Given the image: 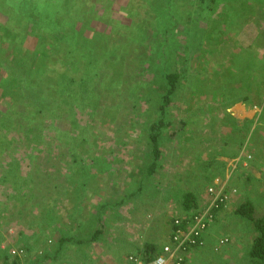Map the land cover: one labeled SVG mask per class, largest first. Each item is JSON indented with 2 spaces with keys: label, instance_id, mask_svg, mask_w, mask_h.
Here are the masks:
<instances>
[{
  "label": "rangeland",
  "instance_id": "obj_1",
  "mask_svg": "<svg viewBox=\"0 0 264 264\" xmlns=\"http://www.w3.org/2000/svg\"><path fill=\"white\" fill-rule=\"evenodd\" d=\"M125 1L88 0V8H95L96 4L99 10L103 6L107 8L104 20H97L91 16L86 18L79 13L77 14L79 20L84 25L87 21L90 28L85 29L84 32L81 31V22L68 27L70 33L77 34V46L83 53V57L80 58L82 62H88L91 59L88 57L90 53L93 54L92 56L98 57V54H102L99 57L105 56L97 62L93 61V72L98 71V77H94L97 86L93 92L91 90L85 96L78 93L81 87L77 84L63 83L65 81L60 78V75L66 65L60 63H63L65 58L63 62L60 61L53 67V70L44 68L43 74L40 73L39 67H34V71L31 69L30 75L34 76L31 79L35 80L36 86L31 89L32 92L28 90L24 94L30 97L33 105L40 107H43L44 103L50 105L49 109L53 117L57 113V111L53 113L54 109L57 110L55 106L62 105V118H57L59 131H49L50 136L44 143L34 135H40L42 131L47 132L38 120L33 123V126L35 129L38 126L41 128L32 132L27 126L21 128L18 125H11L9 131L0 127V134L4 136L0 139V178L5 170L10 169L12 174L22 173L23 176L35 179L36 182L29 184L27 191L30 194V200L22 199V205L17 203V207H28L35 202H40L42 208L47 207L49 202L52 203L55 199L56 190L50 186L58 183L70 189L72 177L78 178L77 169L83 168L86 164L84 162L80 165L73 164L75 155L86 162H89L90 158H96L97 163L94 165L98 169L94 171L96 175L92 177L90 185L96 184L97 181L103 185L110 180L115 188L120 189L123 186L129 189L136 188L142 176L141 172L146 168H143L141 163H138L137 167L135 165L138 161L144 162L140 157H143V152L148 153L151 148L149 138L151 124L160 117L159 108L165 94L163 87L168 86L164 75L168 70L175 72L184 70L186 72H183L179 78L178 87L171 95L172 101L162 116L170 123L162 131L160 143L162 170H157L155 177L145 182V188L140 192V195L144 197L140 199L141 207L146 208L143 206L146 193L148 199L151 192L152 195L158 194L155 188L168 184L172 186V189L163 195L165 197L172 195L178 199L174 204L177 210L171 208L170 212L179 216L182 213L183 192L192 190L196 186L191 183L192 180L195 184L199 183L202 188L201 195L199 194L201 200L210 184L215 183L217 178L223 179L228 192L227 206L218 209L214 223L212 221V224L209 223L207 226L206 232L212 235L208 236L207 244L205 242L207 246L200 251L202 252L200 256H196V260L199 264H263L249 256L255 237L252 225L247 220L236 217L234 210L248 197L256 205L258 215L264 214V104L261 105L264 102V63L262 61L264 60V0H221L222 5L219 8L220 4L217 6L216 14L210 19L208 15H205L207 19L192 17L190 13L179 15L172 9L171 12L178 17V20L181 19L172 30H170V23L167 22L169 25L165 27L167 32L165 35L169 38V43L165 45L169 46V50L166 55L157 56L155 53L157 51L149 47L142 60L152 62L153 68L151 67L150 73L146 75L147 87L146 82L143 85L144 89H150V92L140 99L132 95V87L139 76L137 72L144 69L140 70L143 63L134 59L133 53L138 51L137 37L141 32L144 33L147 30L151 34L155 32L152 22L157 15L152 10L153 0H127L126 3ZM24 2L25 0H8L6 3V0H0L2 11H0V85L4 84L0 87V111L15 109L12 95L15 100L20 101V105L26 103L20 100L18 93H20L19 87H22L30 78L29 72L16 68L13 62L22 61L29 52L41 51L50 54L53 50L61 51L60 47H55L58 44L54 38L47 36L48 31L45 27L35 29L32 27L34 26L32 22L25 23L27 28L20 29L16 35L12 28L8 29L6 21L9 15L3 13L7 12V5L11 12H14L13 6H21ZM73 16V12H70L69 20ZM171 17L170 15L169 18ZM258 48L260 53L257 51ZM251 50H254V56L249 53ZM255 53L260 55V59L255 58ZM252 57H254L252 60L254 61L252 63H255L254 68L259 63V69L255 68L254 76L258 80L255 81L250 77L249 83L241 79V76H244L245 72L252 75L251 70L241 72L240 79L236 77L235 72L239 70L238 62L248 61ZM143 65L144 68H149ZM109 71L108 77L114 74L119 77L116 79L114 77L103 86L101 82L104 73ZM82 73L84 72L81 70L80 75ZM6 81L9 86L5 84ZM70 93L76 101L67 98ZM245 93L253 97L248 101L253 100L255 105L249 102L250 104L246 105V112L235 113V107L242 103L228 107V102L235 98L236 94L242 96ZM211 104H218L221 109L212 111L209 109ZM225 104L227 110L222 109ZM254 107H259L256 111L261 114L254 115L253 112H248ZM43 117L50 119L44 115ZM22 120L19 118L20 122ZM201 120L204 124L199 127ZM219 120L222 123L225 122L223 126H229V128L237 126L244 129L242 136L247 141L240 139V136H237L239 139L232 138L233 136L227 137ZM16 122L18 119H15ZM29 132L30 135H27L26 133ZM59 132H68L69 137L71 134L78 135L79 138L74 140L75 147L72 141L60 146L61 142L54 137ZM235 132L233 131L232 135H237ZM18 133L22 134V137H17L15 140L14 137L19 136ZM204 135L208 138H204ZM219 136L229 143L224 146L227 153L223 156L221 153L224 151L220 146ZM137 138L141 144V150L135 149ZM252 138L256 143L252 142ZM231 142H237V144L232 146ZM240 144L242 146L239 148ZM77 148L79 152L81 150L80 154L76 151ZM216 160L221 161L216 165L217 168L221 166L224 172L212 173V165ZM108 163L111 164V174L99 173L100 167ZM197 172L199 176H194ZM227 179H229L228 182ZM5 182L0 181V200L3 202L6 200V192L11 190L10 184ZM109 186L111 187L110 183ZM49 188L52 189L50 193L47 191ZM111 189L114 188L109 190ZM109 195L113 194L109 193ZM204 197L206 198V195ZM13 204H15L14 201L10 202V209ZM69 204L70 200L67 198L60 201L59 214H65ZM131 205L132 201L129 203V206ZM149 207L145 211H150V216L153 218V207ZM13 208L11 211L14 212V216L1 228L4 239L0 246L3 245V248L13 246L18 241L24 244L27 234L25 233L24 237L19 233L25 230L30 231L29 228L36 224L31 221L30 210L33 208V213L39 216L42 209L36 206L23 213L18 211L15 213ZM10 212L6 214H12ZM20 216L23 218L21 219ZM7 218L2 219V223ZM13 227L15 233L11 235L9 231ZM221 239L228 241L220 244ZM164 241L160 240L159 245ZM15 247H22L27 252L24 245ZM195 251H197L196 248Z\"/></svg>",
  "mask_w": 264,
  "mask_h": 264
},
{
  "label": "trees",
  "instance_id": "obj_2",
  "mask_svg": "<svg viewBox=\"0 0 264 264\" xmlns=\"http://www.w3.org/2000/svg\"><path fill=\"white\" fill-rule=\"evenodd\" d=\"M87 1L88 0H25L23 5H21L23 6L22 8L21 6H15V7L13 6L12 11L14 12H11V10L8 8V5H7V12H3V13H7L9 15V16L6 15L8 17L7 19L8 21H6L7 25L9 26L8 29L11 30L12 28L14 30L13 32L15 33V35H16V32H20L19 31L20 29L22 30V28H27L26 26L27 23L29 24V22H32V24L34 25L32 27L35 29H40V28L45 27V29H47L48 31L47 36H50L52 39L54 38V41L58 44L55 47H58V48L60 47L61 51L53 50V52H51L50 54L41 52V51L29 52L24 56L22 61L17 60L16 62H13V64L15 63L16 68L24 69L25 71L27 70L29 72L30 78L27 79L26 83H24L22 87H19L20 93H18L19 97H21L20 100L25 101L26 103H24L23 105H20L19 104L20 101L15 100L14 96L10 95L13 98V101H14L13 104L14 106L16 105V107L15 109H10L11 111L9 109L6 111L5 110L0 111L1 113L0 127L1 128L4 127L7 131H9V129L12 127L11 125H18L21 128H23L24 126H27V128L29 127V130H31L30 132H32V131L37 130L38 128L44 127L45 130L47 131L46 133L42 131L40 135L34 134L35 136L38 137V139H40V142H44V143L47 142L48 136H50L49 131H52V130L59 131V128L57 127V121H58L57 118L58 119L62 118L61 117L62 112H63L62 105L55 106L57 110L54 109L53 113H55L56 111L57 113L55 114V117H53L49 109L50 105H48L47 103H44L43 107L33 105L30 97L24 94L28 90L31 91V89H33L36 86L35 80L34 81L32 80L34 76L31 77L30 75L31 69L34 71V67L41 68L40 73L43 74L44 68H47V69L51 68L53 70V67H55L60 61L63 62V58H65L64 59L65 61L63 63H60V64L66 65L65 70L60 75V78H62V80L65 81L63 83L65 84L67 83L66 85L77 84V86L81 87L78 93L85 94V96L89 94L91 90L93 92L94 91L93 89H96L97 82L94 80V77H98L97 76L98 71L93 72V68H94L93 61L97 62L99 59L101 60L105 56L99 57V55H102V54H98V57H99L98 58L97 55L92 56L93 54L91 55L90 53L88 57L91 59H89L88 62H82L80 58L83 57V53H81L80 48H78L77 46V42H78L77 34L75 32L70 33L68 30V27H73L75 26V23L78 24L79 22H81L77 16V14L79 13H81L82 16L84 17L91 16V18L94 17V18H97V20H104V17H106L105 15V13L107 12L106 7L103 6L104 8L102 7L99 10L98 8H96L97 7V4H96L95 8H88ZM152 2H153L152 10L155 13V15H157L155 20H153L152 22V24L155 26V32L151 34L147 30V32L146 31H144V33L141 32V34H139L138 37L136 35L137 39H139V45H138V51L133 53L134 54L133 57L134 59L140 60V61H142L144 57L146 56V53L149 50V47H151V50L157 51L155 52L157 56L158 55L165 56L166 53L168 52L169 46L165 44L169 43V38L167 37V35H165L167 33L165 27H167V25H169L170 23L171 25L170 30H172L176 26V23H178L179 20L181 19L180 18L178 20V17L171 12L172 9H173L172 10L173 12L176 10L179 15L184 14V13H190L192 17H196L198 19H207L205 18V15H208L210 19L213 15L216 14V11H217L216 8L221 3V0H182V1L180 0L179 2L177 0H166V1L156 0V2L155 0H153ZM6 3H8V0H6ZM221 5L222 4H220L218 8ZM20 10H21V13H20ZM70 12H73L74 16L69 20ZM127 12L129 13L128 10ZM170 15L172 16L171 18H169ZM81 28H82L81 31L84 32L85 29L90 28V24H88V22L86 21L85 25L82 23ZM10 30H7V31L10 32ZM63 54H66V55H63ZM142 63L147 65L149 68H144V65L142 64L140 70L144 69V71L137 72L139 76H137L136 83L134 87H132V95H136L138 99L146 97L148 93L150 92V89H147V88L144 89V87L145 86L147 87V81L145 80L146 75L150 73L149 71L151 70V67L153 68L152 62H148L147 60H145V61H142ZM97 64L99 65L100 61ZM111 64L113 63L111 62ZM81 70L84 73L80 75ZM112 72H114V70H112ZM183 72H186V71L182 70L180 72L178 70L177 72H175L174 70H168V72L164 75L165 81L167 82L168 86L165 85L163 87L165 94H163L164 95L163 103L159 108L160 117L151 124V131L149 132V138L151 140V148L149 149L148 153H146L147 151L142 153L143 157H140V158L143 159L144 162L134 161V162H137L135 167H137L141 163V165H143V168H146V169H144L141 172L142 176L139 179L140 181L138 182L139 183L137 186L138 188L134 190V193L130 194V198H133L138 193L142 192L145 188V182H147L149 179H152L157 170L159 171L162 170V165L160 164V160L162 157V151L160 148L162 131L165 128V126L170 124L169 122H167V120L163 119L162 116L165 114L167 106L172 101L171 95L176 91L178 87L177 82L179 78L182 76ZM109 74H110V71L109 73H104V76H103L104 78L102 79L103 81L101 82V85L105 86L114 77L115 79L119 77V75H116V74L108 77ZM102 75H103V71H102ZM2 84L0 85V87L2 86ZM5 84L9 86L8 81H6ZM144 84L145 86L143 87ZM67 98L73 101H76V98L73 97L71 93L67 96ZM35 111L39 112L42 116L44 115L50 119H46L45 117L42 118V116L40 117L39 116L40 114H38ZM139 112L141 111L139 110ZM19 118H22L23 119L22 122L24 123L20 122ZM15 119H18V122L15 123ZM9 120L11 121L7 122ZM37 120L42 125L41 127L38 126L35 129L33 126V123L36 122ZM30 132L26 134L30 135ZM60 133H63V134L60 135ZM18 134L19 136L14 137L15 140L17 139V137L18 138L22 137V134L21 135L20 133ZM3 137L4 136L0 134V139H3ZM54 137H56V140L61 142V144H59L60 146H62L66 142L72 141L74 147H75L74 140L77 137L79 138V136L76 134H71V137H69L68 132H59ZM138 140H139L138 138L135 140L137 143V148L135 149L139 148V150H141V144L138 142ZM11 141L13 142V140ZM76 151L79 152L78 148ZM80 153H81V150L78 154ZM95 160L96 158L93 157V158H90L89 162H86V161H82L81 157H76L74 155L73 164L80 165L81 163L84 162L87 165L85 164L83 168L77 169L76 175H78V178L72 177V181H70V187H71L70 189L66 187H62L58 183H55L53 186H50L52 187L53 190H56V194H54L55 199H54V202L52 203L49 202L48 204L49 208L43 207L44 209L40 206L41 204L40 202L39 203L35 202L32 205L29 204L28 207H23V206L17 207V203L22 205V199L26 201L30 200V196H29L30 194L27 193V191L29 190L28 187H29V184H32V183L34 184L36 180L30 178V176L28 177L23 176L22 173L12 174V171L10 169L5 170L3 175L0 178V181H3V182L6 181L5 184L9 183L11 190L9 192H6L7 195H6V200H4V202L0 200V244L4 239V234L1 232V228L5 224H7L9 220H11L12 216H14V212L11 211L13 207H14L13 210L15 211V213L17 211L23 213L25 210H29L31 207L38 206L42 208L40 210L39 216L33 213V208L30 210L29 216L32 219L31 220L32 222H35L37 224L39 220H41V222L42 221L48 222L49 226L53 222H55L58 219L57 216L60 214H59V211H57V208H53V205L54 207H56L55 202L56 204L58 202L57 206H59L60 201L66 198L68 199L71 196L73 198L76 197L79 199L81 197L79 192H81V195L83 196V193L85 191L84 188L87 185H90L91 180L96 175V173L94 174V171L98 168L96 167V165H94L95 163H97ZM111 171H112L111 164L108 163V165L104 164V166L100 167L99 173L111 174L110 173ZM109 183H110V180H109ZM156 185H159V184H156ZM197 191L198 189L197 190L192 189V190L183 192L182 198H181L182 213L180 215L178 214L180 217L182 216L189 217L199 209L200 207V195L199 194H201V191H198V193ZM165 193H169V192H165ZM151 197H152V192H151ZM24 200H23V204H24ZM13 201L15 202V204H13V207L10 209V202H13ZM9 212L12 214H6ZM234 215L236 217H240V218L247 220L252 225L255 237L252 242L251 249L249 251V256L252 259L257 260L264 264V214L262 216L258 215L257 207L254 204L253 200L247 197L243 203H241L235 208ZM179 216H176V217H179ZM21 217L23 218V216H20V218ZM5 218H7V220H5L4 223H2V219H5ZM183 219L185 220V222L188 220V218L185 219V217ZM25 223H28V222H25ZM88 226L89 227H88L87 233L91 232L92 228L90 226H93V224H90V222H88ZM79 228H81L80 231L84 232L87 227H84V228L79 227ZM99 231L101 232V229H98L95 233H92V234L95 235L99 233ZM19 235L20 236L22 235L25 237L26 234L23 232H20ZM157 252H158V248L150 244V245H147L145 253L143 254L147 255V253H150L148 256L149 258H152L156 254H158ZM18 263L22 264V260H20L17 257L11 256V254L8 251V248H1L0 246V264H18Z\"/></svg>",
  "mask_w": 264,
  "mask_h": 264
},
{
  "label": "crops",
  "instance_id": "obj_3",
  "mask_svg": "<svg viewBox=\"0 0 264 264\" xmlns=\"http://www.w3.org/2000/svg\"><path fill=\"white\" fill-rule=\"evenodd\" d=\"M257 51L260 53V48H258ZM249 53L254 56V50H251ZM255 58L260 59V55L255 53ZM253 59L254 57L248 61L245 60L242 62L241 60L238 62L239 70L235 72V74H237L236 77L240 79L239 76L241 72L249 69L252 71V75L246 74L245 72L244 76H241V79L249 81V83L250 77L255 81L258 80L254 76L256 75L255 68L259 69V63H257L254 68L255 63H252L254 62L252 61ZM262 61L264 63V60ZM247 93L250 94V92ZM249 94L245 93L242 96L236 94V99H231L228 102V107L233 104L242 103V105L235 107V113L246 112V105L250 104L249 102H253V105H255L253 100L248 101L250 98H253ZM263 104L264 102L261 103V105ZM220 107L221 106L218 104H211L209 109L212 111L216 109L219 110L221 109ZM258 108L259 107H254L248 110V112H253L254 115L261 114L256 111ZM222 109H228L226 104ZM224 123L219 120V124L222 126L225 125ZM201 124H204V121L201 120L199 127ZM234 127L231 126V128H229V126H223L222 130L226 132L225 135L227 137L233 136L232 138L239 139L237 136H240V139H245L242 136L244 129H241V127L237 128V126ZM233 131H236L235 133L237 135H232ZM203 137L208 138L206 135ZM245 140L247 141V139ZM219 141L223 149L222 151H224V153H221L223 156L227 153V150H224V146L229 145V143L220 136ZM252 142L256 143L255 139L252 138ZM231 143L232 146L237 144V142ZM241 143L243 144V141ZM242 144H240L239 148ZM237 150L239 151V149ZM218 162L221 161L216 160L215 164L212 165V173L224 172L221 166L217 168L216 164ZM241 165L242 164H240V166ZM195 175L199 176V173H194V176ZM191 183L197 186H195L194 189H198V191L202 190L199 183L195 184L193 180ZM110 185L111 187L109 186V181L103 185H100L98 181L96 184L87 185L84 188L85 191L83 196L81 192H79L81 196L79 199L76 197H74L76 198L74 199L72 196L68 198L70 200V206L66 208L65 214L58 215V219L50 226L48 222H41V220H39V222L31 228L32 230L30 228V231L24 229L25 232L23 233L27 234L24 244L18 241L13 246H9L8 251L12 247L24 245L27 252L23 259V264H127L126 259L129 255L145 253L147 245H154L158 248L159 252L161 247L170 241V234L173 230V219L177 216L174 212H170V209L173 208L177 210L174 204L178 199L172 195L166 197L163 195L165 192H170L172 186L166 184L165 186L156 188L158 194H153L152 197L149 196L148 199V194H145L143 206L146 208L149 206L153 207L152 218V216H150V211H145L146 208L141 207L140 199L142 196L140 193H138L139 195L137 194L138 196L136 195L130 198V194L134 193V190L138 187L133 188V190L129 189L127 186H123L120 190L119 188H115L111 181ZM109 187L114 189L109 190ZM51 188L47 190L48 193L52 190ZM121 191H123V194L120 195ZM109 193L113 195L110 196ZM204 195L200 200V205L204 204ZM143 198L144 197H142V199ZM124 199L127 200L125 201ZM131 201L132 205L129 206ZM138 204L140 206H138ZM47 208H49V206H47ZM53 208L56 207L53 205ZM58 209L59 206H57V211ZM141 211L147 215L142 214ZM34 214L38 215L36 213ZM88 222L93 224V228L90 226L92 229L89 233H87L89 227ZM212 223H214V221ZM79 227L87 228L83 232L80 231L81 228ZM98 229H101V232L99 231V233L95 235L92 234ZM211 235H209L208 231L205 233L204 237L206 244L208 236ZM160 240L165 241L159 245ZM206 246L207 245L196 248L197 251L192 249L185 264H199L196 260V256H200L202 254L200 251ZM1 247L3 248V245Z\"/></svg>",
  "mask_w": 264,
  "mask_h": 264
},
{
  "label": "built area",
  "instance_id": "obj_4",
  "mask_svg": "<svg viewBox=\"0 0 264 264\" xmlns=\"http://www.w3.org/2000/svg\"><path fill=\"white\" fill-rule=\"evenodd\" d=\"M228 180L229 179L226 181L228 182ZM225 186L226 182L223 181V179L217 178L215 183L210 184L206 188V198L204 197V204L200 205L199 209L193 213L186 222L183 218H176L174 220L170 241L161 247L160 251L157 252L158 254L152 258H149V253H147V255L131 254L127 257L126 263L185 264L187 256L192 249L205 245L204 235L207 226L209 223L214 221L217 210L222 206H227L226 201L228 200V192ZM9 233L14 235V227L10 229ZM227 241V239H221L220 244H224ZM9 253L11 256L22 260V262L26 255V251L22 247H12L10 248Z\"/></svg>",
  "mask_w": 264,
  "mask_h": 264
},
{
  "label": "clouds",
  "instance_id": "obj_5",
  "mask_svg": "<svg viewBox=\"0 0 264 264\" xmlns=\"http://www.w3.org/2000/svg\"><path fill=\"white\" fill-rule=\"evenodd\" d=\"M184 217H185V218H188V217H186V216H182V217L179 216V217H176V218H181V219H182V218H184ZM176 218H175V219H176ZM175 219H174V220H175ZM173 222H174V221H173Z\"/></svg>",
  "mask_w": 264,
  "mask_h": 264
}]
</instances>
